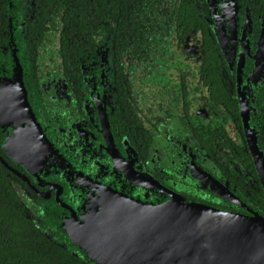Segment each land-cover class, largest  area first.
Instances as JSON below:
<instances>
[{
	"label": "flooded vegetation",
	"instance_id": "af4514ba",
	"mask_svg": "<svg viewBox=\"0 0 264 264\" xmlns=\"http://www.w3.org/2000/svg\"><path fill=\"white\" fill-rule=\"evenodd\" d=\"M4 1L8 14L13 10L14 17L17 16L13 29L17 30L21 43L16 46L12 40L10 22L4 56L17 58L25 71L26 100L35 119L31 124L40 130L44 144L39 151L34 150L32 143L29 149L23 146L27 147L24 150L16 149L11 143L6 148V138L13 135L11 124L10 132L2 131L0 137L3 154L0 163L24 213L46 236L59 238L62 229L70 235L73 231L81 232L82 221L101 205L107 190L147 203H162L174 197L243 215L257 213L250 199L256 197L252 195L255 181L243 167L240 153L251 154L264 189L263 172L257 167L248 138L251 128L259 153L264 157L258 147L261 123L254 110L259 102H264L258 97L264 87V65L256 75L255 63L262 11L258 18L252 19L245 0L236 1L235 12L226 11L229 0H192L201 18L209 22L207 35L213 39L218 56L225 61L220 80L228 97L223 100L211 96L199 70L200 31L190 30L179 40L173 30L175 0H167L166 8L151 7L136 12V26L148 40L144 43L150 45L145 49L150 55H143L144 50L135 55L128 54L126 49L121 53L123 70L143 77L136 79L133 94L145 104H137V120L131 123L121 121L120 117L123 108L116 97L112 76L109 28L113 24L109 19L100 22L102 30L98 38L104 39L96 51L77 63L80 78L76 92L71 75L63 72L58 61L64 57L72 65L71 55L61 54L59 46L52 47L50 42L40 46L36 55L39 67L34 73L35 65L23 40L26 21L34 20V0L30 3V14L25 6L27 0ZM218 10L222 16L223 12H232L236 18L233 44L242 56L237 68L233 63L230 65L229 56L220 44L219 37L223 34L217 31L214 19ZM21 15L28 16L20 21ZM244 27L247 35L240 39ZM103 47H107V52L100 58ZM168 58H171L169 62ZM26 61L30 63L27 66ZM26 67L33 68L29 71ZM70 68L68 65L67 69ZM227 100L236 102L241 126L227 110ZM8 101L15 106L19 97H8ZM244 104L250 110L248 125ZM29 156L33 157L32 161ZM240 208L246 213H241Z\"/></svg>",
	"mask_w": 264,
	"mask_h": 264
},
{
	"label": "trees",
	"instance_id": "16d2710c",
	"mask_svg": "<svg viewBox=\"0 0 264 264\" xmlns=\"http://www.w3.org/2000/svg\"><path fill=\"white\" fill-rule=\"evenodd\" d=\"M245 1L251 8L252 19L258 18L264 9V0ZM175 2L176 13L173 14L171 21L173 30L175 29L179 40H182L183 34L189 33L190 30L200 31L202 52L199 70L209 86L211 96L223 100L224 97H228V94L224 91L220 73L221 69L226 68V65L224 59L218 56L219 51L214 47L213 39L207 35V30L210 31V24L205 18H201V13L192 0H175ZM158 4L161 5V8H166V3H163L162 0H34V20L28 19L26 27L23 29V40L26 41L24 47H28L30 50V61L35 65H33L34 73L39 67L36 65L39 62L36 58L37 51L43 43L50 42L48 44L52 47L59 46L61 54L71 55L72 65L65 62L64 57L58 61L61 63L63 72H68L71 75L75 91L78 92L76 86L80 76L77 74V63L96 51L98 44L104 39L98 38L100 30H102L100 22L106 18L109 19V22L113 24L112 29L109 28V38L112 44V76L117 88L116 97L123 108L120 117L121 121L130 120L129 122L132 123L133 120H137L135 116L137 104H145L144 100L137 101L133 94L136 79L141 80L143 77H138L136 72L126 73L123 70V62L120 57L123 49L132 55H135L139 50H144L142 51L143 55H150V52L145 50L150 45L144 43L148 40L143 36L142 29L137 28L135 15L142 9L145 11L146 8H157ZM7 9L6 2L0 0V78L10 77L14 66L18 63L25 88L26 77L21 63L18 59L16 61L14 57L11 58V55L4 56V45L7 43L10 22L12 40L16 46L21 45L16 35L17 30L13 29L17 16L14 17L13 10H10V14H8ZM115 23L118 24L116 28ZM133 41H140V43H133ZM170 60L171 58H168L167 62ZM163 62L162 64H164ZM25 64L27 66L30 63L26 61ZM68 65L71 67L70 70L67 69ZM32 68L27 69L31 71ZM70 71H75V74ZM258 97L264 99V87H261ZM225 105L237 119L238 125L241 126V117L236 108V102L227 100ZM128 106H133L134 109ZM254 110L258 112L256 118H259L262 128L258 147L264 155V102H259ZM8 128L10 127H0L1 138L4 132L5 134L10 132ZM2 131L4 132L2 133ZM0 154H2L1 150ZM240 160L243 167L250 172L256 185V189L252 192V195L256 197L250 198L253 202L251 207L264 218V189L262 183L259 182L251 154L248 151H241ZM239 211L246 213L241 208ZM65 231L62 229V235L55 239L46 236L36 227L18 203L17 195L10 186L6 169L0 163V264H95L71 242Z\"/></svg>",
	"mask_w": 264,
	"mask_h": 264
},
{
	"label": "water",
	"instance_id": "95a60500",
	"mask_svg": "<svg viewBox=\"0 0 264 264\" xmlns=\"http://www.w3.org/2000/svg\"><path fill=\"white\" fill-rule=\"evenodd\" d=\"M12 80L17 81L18 93L8 97H19L22 91L21 104L29 108L24 105L26 90L18 63L10 77L0 78L8 86L14 85L10 84ZM8 97L0 104L3 128L15 124L7 119L16 117ZM12 137L8 136L6 141ZM111 196L103 198L99 211H92L81 222V232L68 233L95 264H264V218L258 213L243 215L174 197L162 203L128 198L139 207L124 201L118 206L110 203ZM119 212L122 218L113 229L99 228ZM99 232L103 235L101 240L96 238Z\"/></svg>",
	"mask_w": 264,
	"mask_h": 264
},
{
	"label": "rangeland",
	"instance_id": "374dc122",
	"mask_svg": "<svg viewBox=\"0 0 264 264\" xmlns=\"http://www.w3.org/2000/svg\"><path fill=\"white\" fill-rule=\"evenodd\" d=\"M163 3H166L167 0H162ZM236 1L237 0H229V6L226 11H232L235 12L236 11ZM25 3V2H24ZM31 0H27V2L25 3L26 9H27V13L30 14L31 13V6H30ZM154 5L156 4V2H153ZM23 5V4H22ZM24 6V5H23ZM161 5L158 4V7H160ZM206 7H209V4L206 5ZM220 10V7H219ZM219 10L217 11V15L214 16L215 19V25L217 28V31H219L221 34H223V37H219L220 39V44L222 46L223 49H225L226 53L228 54V58L230 61V65L232 66H236V68L239 66V63L242 60V56H241V50L237 47L234 46L233 41L236 38V31H237V22H236V18L233 17L232 12L230 13H226L224 14V12L222 13V15H220ZM210 13V12H209ZM211 14V13H210ZM28 15H21L18 16V19L20 21H23L24 19H26ZM247 35V29L246 27H244L242 29V36L240 39H245ZM245 44V42H244ZM247 48V47H246ZM15 50H13L14 53ZM107 52V47H103L100 51H99V56L101 58H103V56L106 54ZM255 58H256V75H258L259 73H261V70L263 68L264 65V10L262 11L261 14V23H260V40L258 43V51L255 54ZM103 62H105L104 60H102ZM17 79V78H16ZM15 79V80H16ZM12 80L13 82H11L10 84H14L11 86H8V84L3 83L2 81H0V104L2 102V100L5 102V98H7L8 96H16L17 95V89H15L16 87H18L17 81ZM92 86V85H91ZM93 87V86H92ZM20 98V104L15 103L16 105L12 107V109H14V113L16 115L15 118H11L8 117L7 119L9 121H12L11 123H13V121L15 122V126H13L12 128V134L13 137L8 139L7 141L5 140V147L8 148L9 144L11 143L12 145H16L15 148L18 150H24L25 148L28 147L29 149V143L34 146V150H40V147H43L42 143V135L40 133V130H38V128L35 126H33L31 123L34 124L33 121H35V119L33 120V114L31 112V109L28 108L27 106L23 107V105L21 104V102L24 100L22 98L21 100V96H22V91L20 92V95H18ZM5 97V98H4ZM241 99L243 100V98L241 97ZM8 100V99H7ZM92 100V99H91ZM12 101V100H11ZM103 100H100L99 102H102ZM28 104L27 101H25L24 105ZM245 105V104H244ZM21 108V112L18 111V109ZM248 106L245 105V109L243 108V113L245 114V120L246 123L248 125V119H249V111L247 110ZM31 118L32 121L29 122L27 120V118ZM6 118V116H5ZM29 118V119H30ZM249 145L252 151V154L254 156V159L256 161L257 167L259 168L260 172H263V181H264V157L261 155V153H259V150L257 148V145L255 143V139H254V134L251 132V128H250V133H249ZM42 139V140H41ZM19 142L21 144H19ZM23 146H27V147H23ZM23 147V148H22ZM29 160L32 161L33 157L29 156ZM110 190L105 191L104 193H106V197H110L109 201L112 204L118 205L119 204H124L120 201H124L126 203H129V205H131L132 207L138 206V203L132 200H129L126 197L121 196L120 194L114 192L113 194L109 192ZM100 205L96 206L95 209L93 210L94 213L96 211H99L100 209ZM114 219L110 222H106L103 223L102 225L99 226V228H109V229H113L114 224L119 221L122 218V214L119 212L117 215H114ZM139 217H145L143 215H139ZM84 222V221H82ZM127 225L130 226V222L127 221ZM96 238L98 240H101L103 238L102 233H98V235L96 236Z\"/></svg>",
	"mask_w": 264,
	"mask_h": 264
}]
</instances>
